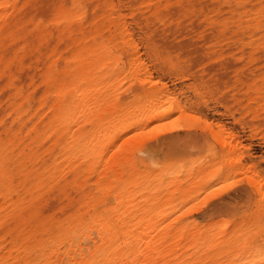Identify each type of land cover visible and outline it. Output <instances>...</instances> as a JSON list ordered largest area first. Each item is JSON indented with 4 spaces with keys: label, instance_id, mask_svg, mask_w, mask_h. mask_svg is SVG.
Instances as JSON below:
<instances>
[{
    "label": "bare ground",
    "instance_id": "obj_1",
    "mask_svg": "<svg viewBox=\"0 0 264 264\" xmlns=\"http://www.w3.org/2000/svg\"><path fill=\"white\" fill-rule=\"evenodd\" d=\"M116 3L0 0V264H233L244 252L240 233L264 217V177L240 171L221 140L216 157L193 159L187 174L183 166L167 177L148 169L152 155L142 151L153 130L192 132L197 127L181 119L195 105L166 85L147 87L140 46ZM127 3L147 34L161 33L157 46L169 57L213 60L221 42L237 45L248 61H264V0ZM194 33H206L202 48L186 39ZM224 85L233 95L242 91L238 74ZM241 96L251 108L255 100ZM161 107L179 115L170 128L156 116ZM152 117L165 127L150 131ZM238 171L248 176L245 189L258 209L247 228L231 227L242 216L219 223L189 210L201 208L204 193L216 195L204 188Z\"/></svg>",
    "mask_w": 264,
    "mask_h": 264
},
{
    "label": "rangeland",
    "instance_id": "obj_2",
    "mask_svg": "<svg viewBox=\"0 0 264 264\" xmlns=\"http://www.w3.org/2000/svg\"><path fill=\"white\" fill-rule=\"evenodd\" d=\"M119 2V4L116 3L117 9H121V13L125 15V28L128 30L131 37L139 44V46L140 41L143 40L145 45L150 44L153 47H156L161 33L158 31H152L147 34L139 23V17L132 16L130 5L127 3V0H119ZM145 10H147V5L142 8V11ZM184 19H186L187 23L192 22L191 15L186 16ZM204 35H206V33H194L186 39H191L193 42H196L200 48H202L201 46L204 45V42L202 41ZM212 50L213 54L210 56L213 60H189L187 57H190V54H186V57L182 59L176 55L172 57L167 56L166 59L158 56L151 63L148 60L143 59L142 56L137 59L138 62H142L141 66L145 69L144 72L146 71L149 75L148 88H155L157 86V90H160L163 85H166L168 90H170L169 92H171L170 94L174 95V98L181 100L182 103L188 102V108L190 107V102L195 105V108L188 109H191L190 112L192 113L187 114L184 119L182 118L181 120L196 126V129L189 133L180 132L179 136H164L165 134L163 129L160 130V132L159 129L161 128L158 127L159 123H157L152 127H149L150 131L152 128L157 126L159 129L156 131L158 132L156 133V131L153 130L154 132H152V136L155 138L158 136L157 134H161L157 140L156 138L155 140H153L154 138L151 139L152 136L149 137L150 140L148 139V142L150 143L154 141L159 145L160 149H164L165 145L170 143L167 139L168 137H174L175 139L181 141L191 140L192 143L189 145L191 151L199 153L201 149L204 150L203 155H196L187 158L189 165H191L195 161L193 159L204 158V161H206L209 158L206 161L208 163L209 160L215 158L216 155L214 154V151L215 153L219 151V141L221 140L224 141V145L225 142L226 145H228L227 152L229 150L231 154H237V158L242 162L244 169L240 171L248 169L249 171H247V175L252 172V174L254 173L258 176L257 179H261L262 176L264 177V152H257L254 149L258 146L257 142L264 141V98L261 97L264 95V71L261 70L264 62H262L263 58H261L258 62H253L252 60L248 61L237 45H224L221 42L216 44ZM230 58H233L234 61H230ZM143 64L144 66H147L144 67ZM177 68H179V70H177ZM232 73L238 74L239 85L242 88V91L240 89V94L233 95L228 93V90L226 89L227 86L224 85L225 79ZM157 81L158 83H156ZM188 81H191V83H188ZM196 82H199V85H197ZM159 87L161 88L159 89ZM201 87L207 88L209 90V95L213 92L216 93V95L212 98L211 103L208 98L204 96V93L201 91ZM244 93L249 94L247 101H253L249 99L255 100L251 108L242 107L244 97L241 95ZM196 96H200L202 98V102L194 99ZM175 117H178V119ZM172 118L173 115L171 119L164 121V124L168 123L170 125L169 126L167 124L169 128L178 122L176 120H179V115H174L173 120ZM172 121L175 123L173 122V124ZM161 124L163 127V121ZM161 124L159 125L161 126ZM140 129L144 131L143 127ZM166 129L167 127L165 130ZM147 130L149 129L147 128ZM147 130L145 129L148 133L149 131ZM202 132L205 133L202 134ZM150 133L151 132L148 134ZM195 137L203 138L202 143H196L194 139ZM211 144L214 148L212 147V149L209 150L208 147ZM148 151L152 155L149 159L148 165V169L151 170L155 149H149ZM234 155H232L233 158ZM243 172L246 173L245 171ZM243 172L238 171L234 175V179L236 178V175L238 179L236 178L234 180L232 179L233 177L231 178V182L241 181L239 185L235 184L236 189L234 191L236 192V195L231 198V205L236 210L238 215L233 213L232 215L212 216L215 221H218L219 223L222 222V220L224 222V219L233 221L234 218L242 216L239 218V224L231 222V227H233L234 224L236 227L245 223L257 214L256 212L258 209L256 206H252V200L249 198L247 190L245 189L248 176L243 174ZM239 176L242 177L240 178ZM229 181L230 180L226 182L224 181L223 183H228ZM203 190H200V193L202 192L203 194ZM209 190L210 188L208 191ZM205 192L207 193V191ZM209 192L212 195L215 194L214 189H212L213 193L211 191ZM204 194L201 196L202 198L199 196L201 199H199V201L197 199V204L205 201V199H210V202H212L211 197L207 198ZM196 215L200 216V212L196 213Z\"/></svg>",
    "mask_w": 264,
    "mask_h": 264
},
{
    "label": "snow or ice",
    "instance_id": "obj_3",
    "mask_svg": "<svg viewBox=\"0 0 264 264\" xmlns=\"http://www.w3.org/2000/svg\"><path fill=\"white\" fill-rule=\"evenodd\" d=\"M137 55L142 56L143 59L148 60L150 63L156 59L157 56L165 59L167 57L163 45L153 47L150 44L145 45L143 40L140 41V47L137 51ZM177 70H179V68H177ZM156 83H158V81ZM188 83H191V81H188ZM196 83L199 85V82ZM201 91L211 103L212 98L216 95V93L213 92L211 95H209V90L204 87H201ZM163 99V97H160L159 99L152 98L151 103L147 105V109L155 110V107L159 105ZM194 99L202 102V98L200 96H196ZM121 103H123V101H121ZM137 103L144 105L145 102L137 101ZM147 109L142 108L140 111H137L136 114H141V111L146 113ZM169 111H172L170 107H161L159 111H156V116L169 120L171 117L165 115V113ZM173 115H175L174 112ZM157 123L158 121L156 117H152L148 127H151ZM132 131H137V127H133ZM167 139L170 141V143L166 144L164 149H160L159 145L154 141L150 143L146 142L145 148L142 151V155H148L149 149H155L151 170L161 173V175L165 177H167L170 172L181 166L185 168V172L187 174V167L189 164L187 158L196 155H203L204 150L201 149L199 153L191 151L189 148V145L192 143L191 140L181 141L175 139L174 137H168ZM194 139L198 144L202 143L203 141V138L201 137H195ZM257 143L258 146L254 150L257 152H264V141ZM198 174V172H194L192 176L189 177V182L194 180ZM181 179H183V177H181ZM221 180L222 177L216 179L213 184L209 185V188L214 189L216 193L214 197H211L212 202H210L209 199H205L201 208H189V210L203 211L205 213L212 214L213 216L232 215L233 213H236V210L231 205V198L236 195V192L234 191L236 189V185L231 181L228 183H222ZM205 190L207 191L208 189ZM197 199H199V197ZM236 214L238 215V213ZM239 223L240 221L236 220V224ZM233 227H235V224ZM245 227L247 228V222H245ZM240 238L244 241V252L238 259L233 261V264H264V217L261 218L259 226L254 224L252 227L247 228L246 232H241Z\"/></svg>",
    "mask_w": 264,
    "mask_h": 264
}]
</instances>
